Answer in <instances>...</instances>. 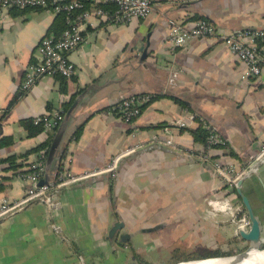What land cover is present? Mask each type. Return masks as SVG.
<instances>
[{
	"label": "crops",
	"instance_id": "crops-1",
	"mask_svg": "<svg viewBox=\"0 0 264 264\" xmlns=\"http://www.w3.org/2000/svg\"><path fill=\"white\" fill-rule=\"evenodd\" d=\"M199 20L214 35L171 49L170 22L190 28ZM56 21L48 9L0 17V202L24 195L28 184L19 173L37 152L25 161L19 157L45 141L46 184L63 161L70 173H79L105 165L128 146L139 148L114 177L53 192L51 205L34 202L2 219L0 264H157L152 260L243 247L246 242L235 237V218L208 205L226 198L240 205L238 219L247 215L241 199L227 190L212 164L198 161L194 153L203 146L188 130L200 123L212 127L223 141L211 153L213 162L237 171L264 144V62L259 76L244 78V65L220 40L232 32L264 30V0H155L146 19L114 25L94 18L68 55L72 77H43L23 91L22 75L39 41L63 31L52 29ZM140 94L155 98L132 122L111 109ZM53 109L64 111L58 128L29 135L22 122ZM10 157L22 166L11 169L2 162ZM240 189L260 221L263 244L264 164ZM117 222L124 228L111 238ZM123 234L128 238L121 241Z\"/></svg>",
	"mask_w": 264,
	"mask_h": 264
},
{
	"label": "built area",
	"instance_id": "built-area-1",
	"mask_svg": "<svg viewBox=\"0 0 264 264\" xmlns=\"http://www.w3.org/2000/svg\"><path fill=\"white\" fill-rule=\"evenodd\" d=\"M90 2L91 8L84 9V2ZM155 0H0V17L6 18L11 9H48L53 15L65 14L66 28L59 36H44L36 46L35 60L29 63L23 72L20 88L29 90L43 77L56 75L70 78L74 74L73 66L68 60V55L83 41L84 33L91 20L98 18L114 25L128 24L134 19H146L151 13ZM100 5H112V9H104ZM214 28L206 21L199 20L192 27L187 28L179 23L170 22L167 41L171 49L182 48L193 39L212 37ZM220 37V36H219ZM220 40L230 49L237 59L244 65V78L256 77L261 73L260 64L264 57V30L237 31L220 37ZM151 98L150 94L139 97H129L118 102L113 110L119 118L130 123L136 119L142 106ZM64 117L63 109H53L36 116L33 119L35 125H40L43 132L52 134ZM209 136L206 146L198 150L194 155L200 163L212 164L215 173L226 185L227 190L235 193L238 181L246 174L256 172L259 165L264 164V144L254 156V159L244 169L237 171L231 165L213 162L212 151L214 146L222 144L221 138L208 127ZM165 145H171V141L165 140ZM138 145L128 146L114 156L103 166L87 169L79 173H70L67 170L68 161H63L58 167L56 177L51 183L40 185L45 173V158L48 148L37 152L33 161L27 164L25 170L20 172V177L27 182L28 188L24 195L16 200L3 199L0 202V221L14 213H17L34 202L51 205V193L71 187L78 183L96 179L104 175L114 177L119 164L127 157L135 154ZM208 205L217 211L227 212L235 218V237L244 241L239 232L250 228V221L246 214L236 218L241 208L240 205L230 200L211 199ZM242 248V247H241ZM239 248L238 250H240Z\"/></svg>",
	"mask_w": 264,
	"mask_h": 264
},
{
	"label": "trees",
	"instance_id": "trees-1",
	"mask_svg": "<svg viewBox=\"0 0 264 264\" xmlns=\"http://www.w3.org/2000/svg\"><path fill=\"white\" fill-rule=\"evenodd\" d=\"M66 1H68V0H66ZM90 7H91V3L90 2H88V1L84 2V9H88ZM100 7L104 8V9H109V10L113 8L112 5H100ZM36 9H38V8H36ZM15 10H18V9H11L10 12L15 11ZM26 10H33V9H24V10H19V11L25 12ZM56 17H57V21L55 22V25L52 27V29L53 30L59 29L61 31L64 30L66 28V25H65V14H58V15H56ZM21 95H22V93L20 95H17V96H21ZM141 95H144V94L135 95L134 97H139ZM17 96H14L11 99V101H10V103L8 105L9 109L13 106V104L17 100V98H18ZM154 98L155 97H152V95H151L150 100L148 102H146L142 106L141 110L144 109L147 106V104L151 103V101ZM181 105H184V104H181ZM112 108H114V107H111V109ZM109 109L110 108H108V110ZM22 125L26 129H28L29 135H36V134H39L42 131V127L40 125H34L32 120H25L24 122H22ZM188 132L192 136V139H193L194 143L201 144L203 147L206 146V141H207V138L209 136V129L207 128V125L205 123L204 124L200 123L198 128H196L194 130H188ZM48 147H49V141H45L44 143L39 145L36 149H34L31 152H28V153L22 155L19 158H21L22 161H25L29 154H31L33 152H38V151L46 149ZM219 147H223V145L222 144H217V145L214 146V148H219ZM17 158L18 157H10V158H7V159L3 160L2 162L8 164L9 168H11V169H17V168L22 166L21 163H17L16 162ZM242 211H243V213L246 212V210H245V208L243 206H242ZM233 253H235V252L231 251L229 253H212V254L208 255L206 258H209V257H220V256H230V255H233ZM201 258H203V257L196 258V257H193L192 255H188L186 257H171V262L173 264H176V263H178L180 261H187V260H194V259H201Z\"/></svg>",
	"mask_w": 264,
	"mask_h": 264
},
{
	"label": "water",
	"instance_id": "water-1",
	"mask_svg": "<svg viewBox=\"0 0 264 264\" xmlns=\"http://www.w3.org/2000/svg\"><path fill=\"white\" fill-rule=\"evenodd\" d=\"M58 140V137H57ZM56 140V142H57ZM55 146V145H53ZM251 174V173H250ZM253 174H256V172H253ZM248 174L244 175L239 181L238 185L236 187V193L241 199V202L243 204V207L246 210L247 217L250 221V228L248 230L242 229L239 234L240 237L246 242V247L244 250H242L239 253H236L235 255L230 256H220V257H209V258H201V259H194V260H187V261H180L176 264L184 263V262H190V261H203L208 259H217V258H234L236 260H241L243 257H245L250 251L252 250H264V248L261 246V225L258 217L255 215L250 202L246 196L243 195L240 187L242 184V180L247 176ZM40 185L46 184L42 180L39 183ZM124 228V224L121 222H117L113 225V227L109 231V237H114L117 232L121 231ZM128 238V234H123L120 236V240L124 241Z\"/></svg>",
	"mask_w": 264,
	"mask_h": 264
},
{
	"label": "bare ground",
	"instance_id": "bare-ground-1",
	"mask_svg": "<svg viewBox=\"0 0 264 264\" xmlns=\"http://www.w3.org/2000/svg\"><path fill=\"white\" fill-rule=\"evenodd\" d=\"M180 264H264V250H252L239 261L234 258H217Z\"/></svg>",
	"mask_w": 264,
	"mask_h": 264
},
{
	"label": "rangeland",
	"instance_id": "rangeland-1",
	"mask_svg": "<svg viewBox=\"0 0 264 264\" xmlns=\"http://www.w3.org/2000/svg\"><path fill=\"white\" fill-rule=\"evenodd\" d=\"M246 245H247V244H244L243 247H242L239 251H236L235 253H233V255H235L236 253H239V252H241L242 250H244L245 247H246ZM260 247L264 248V242H263V244H261ZM196 258H200V257H196ZM203 258H206V257H203ZM154 261H155L157 264H173V263L171 262V258H170V257H162L161 260H160L159 258H157V259L155 258V259L152 260V263H154Z\"/></svg>",
	"mask_w": 264,
	"mask_h": 264
}]
</instances>
